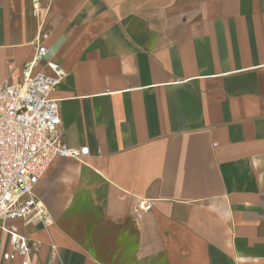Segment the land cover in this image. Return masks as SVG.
<instances>
[{
	"label": "crops",
	"instance_id": "1",
	"mask_svg": "<svg viewBox=\"0 0 264 264\" xmlns=\"http://www.w3.org/2000/svg\"><path fill=\"white\" fill-rule=\"evenodd\" d=\"M41 1L43 28L0 0V77L49 33L59 134L90 154L35 187L49 223L9 222L32 264H264V0Z\"/></svg>",
	"mask_w": 264,
	"mask_h": 264
},
{
	"label": "built area",
	"instance_id": "2",
	"mask_svg": "<svg viewBox=\"0 0 264 264\" xmlns=\"http://www.w3.org/2000/svg\"><path fill=\"white\" fill-rule=\"evenodd\" d=\"M41 3L32 0V13L43 28ZM48 38L49 33L42 30L34 58L23 65L20 83L2 81L0 77V230L7 235L10 246L1 253V259H21V264H32L34 244L9 222L49 223L50 216L35 196V187L57 158L81 159L90 154L88 147H68L59 134V103L53 95L66 73L58 64L46 62L49 49L44 42ZM43 64L51 74L35 72ZM152 208V201H139L136 218L142 219Z\"/></svg>",
	"mask_w": 264,
	"mask_h": 264
}]
</instances>
